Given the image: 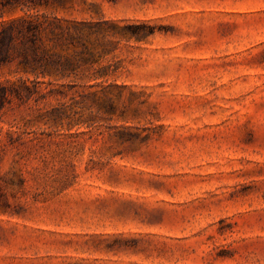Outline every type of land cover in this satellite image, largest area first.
Masks as SVG:
<instances>
[{
	"label": "rangeland",
	"instance_id": "obj_1",
	"mask_svg": "<svg viewBox=\"0 0 264 264\" xmlns=\"http://www.w3.org/2000/svg\"><path fill=\"white\" fill-rule=\"evenodd\" d=\"M66 2L114 71L0 108V264H264V0Z\"/></svg>",
	"mask_w": 264,
	"mask_h": 264
},
{
	"label": "trees",
	"instance_id": "obj_2",
	"mask_svg": "<svg viewBox=\"0 0 264 264\" xmlns=\"http://www.w3.org/2000/svg\"><path fill=\"white\" fill-rule=\"evenodd\" d=\"M66 1L0 0V71L12 68L21 75L20 85L0 83V108L10 102L11 96L19 97L21 91L36 93L40 83L72 78L96 80L114 71L99 65L103 52L96 50L91 39L107 23L58 17L54 12L65 8ZM137 28L125 26L119 33L138 37L139 32L134 31Z\"/></svg>",
	"mask_w": 264,
	"mask_h": 264
}]
</instances>
